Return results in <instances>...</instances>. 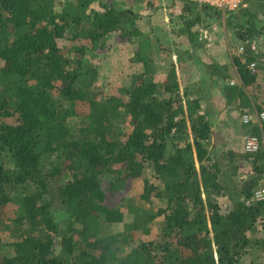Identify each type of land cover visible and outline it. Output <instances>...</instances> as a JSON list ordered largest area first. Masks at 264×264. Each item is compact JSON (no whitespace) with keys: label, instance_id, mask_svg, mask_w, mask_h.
<instances>
[{"label":"trees","instance_id":"obj_1","mask_svg":"<svg viewBox=\"0 0 264 264\" xmlns=\"http://www.w3.org/2000/svg\"><path fill=\"white\" fill-rule=\"evenodd\" d=\"M96 1L0 0V230L15 238L0 249V264H264L246 260L264 226V199L256 197L264 131H250L263 145L257 153L211 146L212 122L200 98L181 86L172 55L158 79L162 51L150 35L141 38L137 15L107 2L92 8ZM183 1L200 12L181 28L195 39L202 14L229 13L243 47L234 56L242 84H228L225 95L242 114L262 111L264 70L249 64L264 57V0L236 11ZM116 33L134 44L131 59L141 66L130 84L101 94L92 61ZM147 171L140 196L125 205L130 222L111 232L125 213L109 204L103 177L115 194ZM56 204L68 216L63 227ZM158 219L157 237L135 244Z\"/></svg>","mask_w":264,"mask_h":264},{"label":"rangeland","instance_id":"obj_2","mask_svg":"<svg viewBox=\"0 0 264 264\" xmlns=\"http://www.w3.org/2000/svg\"><path fill=\"white\" fill-rule=\"evenodd\" d=\"M61 0H57L59 3ZM172 1H174L172 3ZM107 2L109 4H113L117 6L118 8L123 9H131L136 15H137V24L138 27L140 25L141 27H148V15L151 11L155 10V7L157 4H160L161 6V21L164 22L165 26L168 28V30H178L181 29L183 26L186 25L185 21L193 20L196 17H200L199 10H193V8H189L183 0H97L92 4V8L96 9H103L102 3ZM157 9V8H156ZM212 14V13H211ZM229 14V13H227ZM223 12L220 13V15H217L216 17H212L210 15H201V21H196L194 25L193 31L196 32V36L198 40H202L204 42L197 43V50L198 52H203L205 50V46H208L211 41L213 42L214 37L215 41L221 40L222 43L227 45V48L223 49V52H226V57L230 59L229 62V71L232 72V74L236 75V65L234 64V56L236 54H239L238 46L240 43L238 42L239 37L236 33V29H234L232 26H229L228 24V15ZM157 26V24L155 23ZM175 36V34L173 35ZM186 36V35H185ZM145 35L143 34L141 38H144ZM170 37V36H169ZM195 39V37H193ZM168 40V39H167ZM165 40V41H167ZM181 40V39H179ZM121 37L116 34H111L106 39V44L103 49H101L98 52H95V56L93 57V64H95L98 67V83L100 84V88H98V92L100 91L101 94L103 93H111L116 92L117 89L120 86L128 85L131 82V77L133 73L140 69V64L135 63L130 58L134 52V44L133 43H124ZM70 42V40L66 41V44ZM69 44V43H68ZM216 44V43H215ZM262 48L264 46L261 45ZM164 52L162 51L159 53V55L155 57L156 64L158 68L156 67V72L160 77L163 78L165 74L168 73L169 70V63L168 58L166 57L167 61L165 62L161 58L163 57ZM176 60V59H175ZM174 62V60H173ZM176 63H178L176 61ZM4 62L0 60V67L3 66ZM238 75V74H237ZM233 76V75H232ZM261 77V76H260ZM235 77L233 76V80ZM232 80V81H233ZM260 83L264 85V78H260ZM231 81V80H229ZM241 82V80H240ZM239 84V83H236ZM264 87V86H263ZM259 97L262 98L264 96L263 93L259 92ZM215 100H213V103H217L218 106H223L227 110H234L240 109L236 103L234 102V97L228 98V103L225 105H222L219 101V96L216 95ZM239 111L236 110V118H238L237 122L230 125L228 132L235 129V133L238 136L237 139L243 138L250 133L251 128L250 125H246L242 123V113L240 109ZM250 112L254 113L256 110H251ZM238 115V116H237ZM7 122L14 123L15 117H7L5 118ZM79 123L78 118H73L70 121V124L72 127H77ZM224 129V128H222ZM221 129V130H222ZM220 132V131H219ZM225 133L222 131L219 133V136L224 135ZM225 142L226 139H220L219 142ZM262 141L264 142V137L262 138ZM227 142V141H226ZM236 143V141H234ZM227 145L219 146L218 150L223 151L224 149H227ZM263 145H261L262 149ZM260 149V150H261ZM244 171H251V173L254 174L252 170V164L251 163H245L243 164ZM257 175V174H255ZM259 176V175H257ZM149 177L150 178V172H146L145 175H142V177L139 178H132L128 180L127 185L119 189L115 194H111L108 190L109 188V178L108 175H105L103 177V186L106 189V192L108 194V202L110 205L119 206L125 213V219L122 222L114 223L110 225L109 230L111 232H122L125 229V224L127 222H130L132 216L127 213L126 204L127 201L130 198H138L143 191V184H144V178ZM61 179L64 181L67 178L66 175L62 176ZM264 176L260 183L264 184ZM222 202V211H227V205L229 203L227 197L221 198ZM55 212L54 215L56 217V220L59 222L60 226L63 227V225L66 224L68 216L66 215L62 205L56 204L54 206ZM160 224L161 221L158 219L155 221L152 225V232L150 235H143L140 233H137L135 235V244L140 239H154L157 237V235L160 232ZM78 225V224H77ZM76 225V226H77ZM264 229L261 227L260 230ZM258 230L257 234L264 233L262 231ZM260 234V236H262ZM15 238L10 235L7 231L0 230V249H9V245L11 242H13ZM133 245V244H132ZM250 252V251H249Z\"/></svg>","mask_w":264,"mask_h":264},{"label":"crops","instance_id":"obj_3","mask_svg":"<svg viewBox=\"0 0 264 264\" xmlns=\"http://www.w3.org/2000/svg\"><path fill=\"white\" fill-rule=\"evenodd\" d=\"M173 2L174 1H172V3ZM161 13V6L160 4H157L155 10L151 11L147 16L149 22L148 27L140 28L139 25L142 34H144L145 37L150 35L153 39L155 49L160 48V50L164 52L163 57L161 58L162 60L166 62V57L170 58L168 55V53H170L172 55V62L173 60L178 62L175 64L181 86L192 90L194 95L200 98L203 111H207L209 119L212 122L213 137L210 142L211 146L216 144L217 147H219L225 144L228 146V149H234L242 154H247L244 150V139H237L238 136L234 132L235 129L228 132L229 126L238 121V118H236V110L240 112V109H235V111L227 110L223 106L217 107L218 104L213 103V100L216 98L214 96L218 95L221 104L226 106L228 103V97L225 95L226 86L228 84H242V81L240 82L241 78L237 68L235 72L236 75L229 71V62L231 60L225 56L226 52H223V49L227 48L225 41L224 43H222L221 40L218 41V39L215 41L216 37H214L213 42L211 41L208 46L203 44L205 47L203 52H198L199 49L195 50L197 47L191 46V41L194 42L198 39H194L189 35L191 34V32H189L190 30L187 31V33H184L181 29L168 30L164 22L161 21ZM193 29L194 28L192 27V31ZM174 34L175 36H173ZM172 38L177 41L174 46L171 43ZM238 42L241 43V40H238ZM199 43H201V41ZM156 55L158 56L159 54ZM157 72L155 73V76L158 79H164L161 78L160 73L158 75ZM219 74L223 78H225L226 75V78L223 80L220 79L221 77H219ZM232 75L235 77L234 80ZM232 80L234 82L233 84H231ZM255 126L258 125L250 124V127L252 128ZM219 131H223L225 134L219 136ZM220 139H226L227 142H219ZM234 141H236V143ZM260 188L264 189V184L261 185ZM260 231L264 233V229ZM259 240V243L256 242L250 252L247 253L248 258L246 260H248V262L255 260L259 261V263H264V247L262 245L264 235L260 236Z\"/></svg>","mask_w":264,"mask_h":264},{"label":"built area","instance_id":"obj_4","mask_svg":"<svg viewBox=\"0 0 264 264\" xmlns=\"http://www.w3.org/2000/svg\"><path fill=\"white\" fill-rule=\"evenodd\" d=\"M194 2H200L201 4H209L215 6L223 11H236L241 7L246 6L249 0H191ZM243 50V47L239 48V52ZM249 68L252 71H256L257 68L264 70V57L261 58V62L252 61L249 64ZM234 82L232 81L231 84ZM242 122L244 124H257L258 127L264 131V109L262 111H256L254 113L246 111L242 114ZM261 139L259 135L255 133H248L244 137V149L248 153H257L261 149ZM256 197L260 200L264 199V189L256 190Z\"/></svg>","mask_w":264,"mask_h":264}]
</instances>
